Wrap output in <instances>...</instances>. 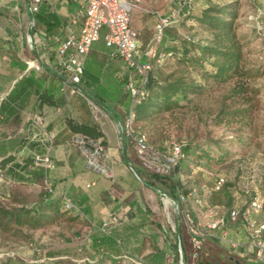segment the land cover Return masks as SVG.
<instances>
[{
	"label": "crops",
	"instance_id": "crops-1",
	"mask_svg": "<svg viewBox=\"0 0 264 264\" xmlns=\"http://www.w3.org/2000/svg\"><path fill=\"white\" fill-rule=\"evenodd\" d=\"M145 1L140 0L139 6L143 3L148 28L155 30L157 14H168L175 3L168 0L165 9L158 11L147 9ZM31 4L32 0H0V161L6 160L0 165V191L23 199L42 191L62 201L68 198L75 205L70 215L77 219L63 221L72 229L67 234L70 238H65L67 243L42 249L38 256L56 251L60 257L78 262L109 256L118 264H175L174 259L169 262L175 249L162 200L164 194L171 195L161 181L147 177L132 144L121 142L117 128L130 108L127 83L135 79L134 72L119 57H112L99 38L85 61L80 83L84 94L72 93L57 65V47L70 26L75 33L80 31L86 1L42 0L36 15L30 12ZM32 18L36 24L30 27ZM135 31L146 48L154 36L144 35L141 27ZM102 32L104 35L105 29ZM32 60L41 67L29 65ZM91 98L102 105L103 114L96 112ZM35 114L42 116L41 125L30 119ZM83 125L102 133L113 181L91 169L80 148L70 142L77 133L74 128ZM130 147L135 154H130ZM36 155L48 156L50 166L36 163ZM188 194L195 202L201 201L195 187ZM201 207L197 211L210 218ZM254 217L264 222V208ZM228 234L242 246L234 250L210 238L224 245L226 264H256L245 251L248 237L242 224L229 223Z\"/></svg>",
	"mask_w": 264,
	"mask_h": 264
},
{
	"label": "rangeland",
	"instance_id": "rangeland-1",
	"mask_svg": "<svg viewBox=\"0 0 264 264\" xmlns=\"http://www.w3.org/2000/svg\"><path fill=\"white\" fill-rule=\"evenodd\" d=\"M167 1L146 0L145 4L147 9L163 11ZM207 5L224 8L225 11L217 14L232 22L233 30L242 44L241 73L221 82L206 73L213 70L210 65L213 59H208L203 63L204 67H201L198 63L179 60L177 55L170 56V63L154 74L161 80L170 75L174 78L180 76L186 82H195L198 87L189 93L188 99L182 105L170 110H153L145 119L136 120L134 128L146 134L149 141L160 148H164L171 141L187 139L192 148L207 146L214 155L223 153V160L216 165L215 172L225 175L226 182L237 183V189H232L235 199L241 203L247 201L248 196L244 193L247 191L264 197V0H196L192 14L177 28L167 31L166 44L161 45L162 41L151 44L164 51H168L165 45L174 46L179 52V36H193L201 43L209 40L212 37L211 32L198 21L200 10ZM144 7L142 3V6L138 5L130 12V27L134 30L141 27L145 31L144 35L148 33L149 37H153L155 30L148 28V17L142 12ZM99 42H103V32ZM237 84L247 85L248 91L234 92L233 88ZM95 110L103 114L99 105ZM129 152L131 155L135 154L132 147ZM181 174L184 186L180 191L182 199L162 197V200L166 198L163 202L166 205L168 232L173 240L177 239L178 232L185 238L183 243L186 247V264H226L224 245L206 237L200 247L196 248L191 242L187 224V217L200 220L202 225L209 219L197 211V208L202 207L188 193L195 187L196 191L204 194L201 186H208L211 181L202 183V176L194 180L193 174L187 171ZM165 191L169 194V188ZM225 197L223 194L219 196L221 202ZM13 199V196L5 198L0 195V204L13 206ZM221 211L224 210L221 208ZM71 232L70 225H63L62 222L34 231L27 227L0 230V260L21 258L32 261L33 252L38 248L47 250L61 247L67 243L65 238H70L67 234ZM173 259L171 252L169 262Z\"/></svg>",
	"mask_w": 264,
	"mask_h": 264
},
{
	"label": "built area",
	"instance_id": "built-area-1",
	"mask_svg": "<svg viewBox=\"0 0 264 264\" xmlns=\"http://www.w3.org/2000/svg\"><path fill=\"white\" fill-rule=\"evenodd\" d=\"M42 0H32L30 12L37 11ZM86 8L82 14L80 31L75 33L70 26L64 40L59 41L57 47V65L64 74V84L70 86L71 92L84 94L80 87L81 79L85 69V61L95 41L100 38L102 29H105L103 40L107 48L111 50L112 57H119L128 70L139 76V85L132 81L127 83L131 96V105L123 123L117 125L121 142H130L136 152L140 165L147 171L160 176L173 174L178 163L184 158L183 148L186 146L185 139L169 142L164 148L149 143L147 136L134 128L135 111L134 106L147 96L146 84L148 73L155 68H161L169 59L171 54L160 51L151 43L142 48L138 39V33L130 27V12L140 4V0H85ZM192 0H176L175 7L166 15L157 14L155 23V34L151 42L160 43L167 28L177 24L184 9L191 6ZM76 21L72 20V24ZM34 25L31 19L30 27ZM29 65L39 69L40 63L34 60ZM95 108L97 105L92 101ZM37 125L42 124V116L35 114L30 117ZM70 142L79 147L87 160L88 166L104 174L107 178L114 180L111 168L106 164L108 154L105 144L101 138H91L81 133L72 136ZM35 162L45 167L50 166L48 156H35ZM225 183V178L220 177L212 188L206 187L208 193L218 191ZM182 199V196L180 195ZM64 204L67 208H75L70 199L65 198ZM200 206L205 207L206 215L210 218L202 225L200 220L187 217L190 230V238L193 246L200 247L206 237L215 238L218 242L227 244L232 249L242 246L237 241L228 237V224L240 222L247 234V241L243 244L245 251L252 255L256 264H264V222H259L254 214L264 208V197L255 194L248 204L235 206L229 213H222L220 206L205 204L198 201ZM218 231H221L218 233ZM178 264L183 254L181 237L177 239Z\"/></svg>",
	"mask_w": 264,
	"mask_h": 264
},
{
	"label": "trees",
	"instance_id": "trees-1",
	"mask_svg": "<svg viewBox=\"0 0 264 264\" xmlns=\"http://www.w3.org/2000/svg\"><path fill=\"white\" fill-rule=\"evenodd\" d=\"M195 5L196 0H192L191 6H187L184 9V15L181 16L180 21L166 29L161 45L166 44L165 42L168 39L167 31L171 30L172 28H177L186 17L191 15L194 11ZM38 10L39 6L37 11L34 12L35 15L37 14ZM221 11L223 12L225 9L207 5L202 9V11L200 10L201 14H198V21L206 25L212 35V37L206 42L201 43L196 41L193 36L182 35L179 36V52L176 51L177 49H175L174 46L165 45V47H167L166 50H168L166 52H169L172 57L177 55V59L186 62L198 63L201 65V67L205 61L208 59H213V61L210 63V65L213 67V70L206 73H210L209 75L218 81L226 82L228 79L241 73L240 63L242 61L243 51L242 44L237 38L236 32L233 30L230 19L224 17L221 18V16L217 14ZM35 24L36 20L34 21V25ZM158 50L164 51V49ZM169 63L170 60H167L161 68H155L148 73V80L146 84L147 96L142 99L140 103L134 106V124L136 120L145 119L153 110H170L175 106L182 105V102L188 99L189 93L193 92L198 87L195 85V82H186L185 79L180 76L174 78L173 75H170L164 80H161L157 75L154 74V72H158ZM129 81H132L135 85H139L140 83L139 76L137 75H135L134 80ZM127 91L130 96L128 88ZM233 91L236 93H246L248 91V87L244 84H237L234 86ZM74 131L95 139L101 138L102 136V133L93 126L83 125L75 127ZM185 140L187 141V144L183 148L184 158L178 163L173 174L170 176H160L158 174L146 172L148 178L159 180L164 187L169 188L171 197L176 200L180 199L181 187H184L182 186L183 183L181 182V173L185 171H187V173L193 174L192 179L194 180L202 176V183L206 180H210L211 184L207 186L208 188H212L220 177L225 178V175L217 174L215 172L216 165L221 163V160H223V153L218 152L214 155L211 151V148L207 146H198L196 148H192L189 140ZM102 142L104 143L103 139ZM149 143L151 142L149 141ZM2 162L6 163V160L0 161V165ZM187 167L188 169H186ZM1 174L2 172L0 171V180L3 179ZM194 180L192 182L195 183ZM226 181L227 180L225 178V183L220 190L211 191L208 193V190L206 189L205 191L207 194L199 193V196L197 195L196 198H200L205 204L219 205L222 210L225 211V214H228L227 216H229L230 211L235 206L248 204L253 195L249 193V191L244 192L245 195L248 196V199L245 202H241L242 204H239V202H237L235 199V193L232 189H237V183L235 182L233 184ZM221 194L226 196L223 202H221L222 200L219 198ZM0 195L5 196V198L12 196L14 198L11 202L13 206L0 204L1 231L6 230L9 227H27L29 230L34 231L44 228L47 225H56L61 222L63 223L64 220L72 222L77 219L76 216L70 215V213L76 210V208H67L64 204V201H62L60 197H50V195H45L42 191L37 193V195L33 198L27 196L26 199L18 198L16 193L10 192L5 193L0 191ZM14 196H16V198ZM211 198L215 202H213ZM220 232L221 231H218V233ZM181 240H183L182 235ZM173 245L175 249L174 262L177 264V240H173ZM182 248L185 258L186 251L183 241ZM40 251L41 249L38 248L36 252H34L33 256L35 257V260L32 261H25L21 258H4L0 260V264H104L105 261H109L110 264H118L117 259L109 256L94 261H87L83 259L81 262H78V259L76 258H62L60 257L61 254L56 251L43 252L41 253L42 255L40 254L38 256L37 252Z\"/></svg>",
	"mask_w": 264,
	"mask_h": 264
},
{
	"label": "water",
	"instance_id": "water-1",
	"mask_svg": "<svg viewBox=\"0 0 264 264\" xmlns=\"http://www.w3.org/2000/svg\"><path fill=\"white\" fill-rule=\"evenodd\" d=\"M33 19V18H32ZM92 100H93V98H91ZM94 102H95V104H97V105H99L100 107L102 106L99 102H97L96 100H93ZM119 124V122H117V125ZM155 191H157V189L156 188H153ZM158 192V191H157ZM163 196H166L165 194L163 195ZM171 197V196H170ZM172 198V197H171ZM173 200H175L174 198H172ZM175 204H176V206H177V203H176V201H175ZM178 237L180 238V232H178ZM230 259H232V258H230ZM180 264H186L185 263V258H184V255L182 254V257H181V262H180Z\"/></svg>",
	"mask_w": 264,
	"mask_h": 264
},
{
	"label": "bare ground",
	"instance_id": "bare-ground-1",
	"mask_svg": "<svg viewBox=\"0 0 264 264\" xmlns=\"http://www.w3.org/2000/svg\"><path fill=\"white\" fill-rule=\"evenodd\" d=\"M166 199V198H165ZM165 199H163V200H165ZM168 200V199H167ZM169 205V204H168Z\"/></svg>",
	"mask_w": 264,
	"mask_h": 264
}]
</instances>
